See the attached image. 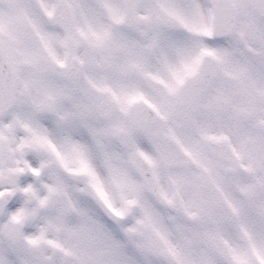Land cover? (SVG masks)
I'll list each match as a JSON object with an SVG mask.
<instances>
[{"label":"snow or ice","instance_id":"snow-or-ice-1","mask_svg":"<svg viewBox=\"0 0 264 264\" xmlns=\"http://www.w3.org/2000/svg\"><path fill=\"white\" fill-rule=\"evenodd\" d=\"M0 264H264V0H0Z\"/></svg>","mask_w":264,"mask_h":264}]
</instances>
